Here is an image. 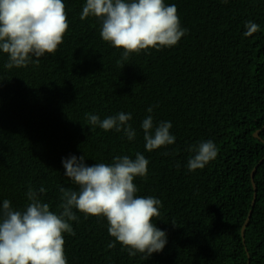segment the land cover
Returning a JSON list of instances; mask_svg holds the SVG:
<instances>
[{"label": "trees", "instance_id": "16d2710c", "mask_svg": "<svg viewBox=\"0 0 264 264\" xmlns=\"http://www.w3.org/2000/svg\"><path fill=\"white\" fill-rule=\"evenodd\" d=\"M63 2L69 28L55 54L9 70L0 53V204L23 210L28 187L43 186V202L59 214L58 186L77 189L63 159L85 156L91 166L140 152L148 171L134 183L138 196L162 202L153 223L167 234L164 249L130 257L105 218L77 211L75 235L64 234L68 264H264V0H164L176 5L185 35L126 61L102 40L98 19H80L85 0ZM248 21L259 31L245 36ZM120 112L132 116L131 141L87 123L86 113ZM149 115L154 125L171 122L174 144L145 150ZM209 140L217 157L189 171L190 149ZM262 159L251 207L250 173Z\"/></svg>", "mask_w": 264, "mask_h": 264}, {"label": "clouds", "instance_id": "9594fccd", "mask_svg": "<svg viewBox=\"0 0 264 264\" xmlns=\"http://www.w3.org/2000/svg\"><path fill=\"white\" fill-rule=\"evenodd\" d=\"M227 2V0H224ZM93 17L101 22L104 42L122 49L121 61L149 49L160 50L177 45L185 35L175 4L164 0H85L80 19ZM69 28L63 0H0V53L7 54V69L38 65L45 54H55ZM245 36L259 31V25L248 21ZM118 61L117 63H121ZM124 67V66H123ZM148 108V112H152ZM87 123L104 131L123 132L129 141L136 131L128 122L130 113H117L101 119L86 113ZM145 150L151 152L175 143L170 121L153 123L151 115L141 123ZM190 151L189 171L203 169L218 154L213 141L201 142ZM148 159L140 153L135 158L116 156L108 163L88 166L85 156L63 159L65 176L77 189L58 186L61 209L57 214L43 202L47 189L31 185L26 192L28 203L23 210L5 199L0 204V264H68L64 251V234L75 235L71 221L76 212L103 217L108 233L128 255L142 254L147 259L161 252L167 234L153 223L160 216L162 202L153 196H138L136 177H145ZM75 210V211H74ZM109 248L115 243H109Z\"/></svg>", "mask_w": 264, "mask_h": 264}, {"label": "water", "instance_id": "95a60500", "mask_svg": "<svg viewBox=\"0 0 264 264\" xmlns=\"http://www.w3.org/2000/svg\"><path fill=\"white\" fill-rule=\"evenodd\" d=\"M253 136H254L255 138H257L258 140H260V138H259V136H258V132H255V133L253 134ZM263 144H264V142H263ZM263 159H264V157H263ZM263 159L260 160V161L256 164V166L253 167V169H252V171H251V173H250L251 184H252V186H253V191H254V193H253V200H252V202H251V207L254 206L255 197H256V193H255V192H256V188H255V185H254V182H253L254 174H255L257 168L259 167V165L261 164V162L263 161ZM251 214H252V210H250V211L248 212L247 217H246V219H245V222H244L243 225H242L241 232H240V235H241V237H242V240H243V237H244V230H245V227L247 226V223H248V221H249V219H250V217H251ZM243 243H244V241H243Z\"/></svg>", "mask_w": 264, "mask_h": 264}]
</instances>
